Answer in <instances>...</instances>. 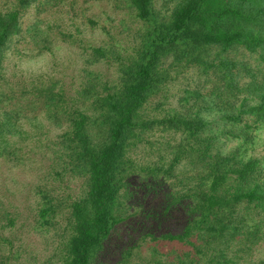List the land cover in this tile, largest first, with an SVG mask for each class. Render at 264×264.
Here are the masks:
<instances>
[{
	"label": "trees",
	"instance_id": "16d2710c",
	"mask_svg": "<svg viewBox=\"0 0 264 264\" xmlns=\"http://www.w3.org/2000/svg\"><path fill=\"white\" fill-rule=\"evenodd\" d=\"M117 1L129 21L121 19L126 45L106 28L98 43L84 37L82 25L104 27L78 0L6 1L0 10V157L20 164L22 147L2 139L39 135L21 121L42 115L59 130L36 140L50 152L52 176L83 179L74 196L35 186V220L53 233L52 257L59 264H264L261 158L219 149L205 117L218 111L219 121L238 128L227 134L244 143L264 133V0ZM54 8L69 14L70 25L36 15ZM31 9L38 54L54 40L77 49L82 65L72 83L44 72L7 75L6 51L31 42L23 28ZM4 218L12 226L13 217ZM160 218L174 225L145 224ZM130 221L142 223L132 234ZM124 233L110 255L109 240Z\"/></svg>",
	"mask_w": 264,
	"mask_h": 264
},
{
	"label": "rangeland",
	"instance_id": "374dc122",
	"mask_svg": "<svg viewBox=\"0 0 264 264\" xmlns=\"http://www.w3.org/2000/svg\"><path fill=\"white\" fill-rule=\"evenodd\" d=\"M6 1L9 4L14 2V0H0V10L3 9ZM78 4L85 8V13L96 20L99 26L104 27L101 32L99 29L92 31L82 25L84 37L90 40L95 39L98 43L104 39L103 35L106 28L112 33L118 32V38L123 45L128 43L126 32L121 30L123 23L121 19L125 23H129V21H127L126 10L121 7L120 2L117 0H89L83 3V0H78ZM64 11L63 8H54L52 11L36 15L45 18L49 24L56 21L58 24L64 22L70 25L69 14H65ZM36 15L34 9H31L24 18L23 28L27 30L26 35L31 33V42H17L16 45L11 46L6 51L4 68L7 75L19 76L20 74L44 72L63 78L68 84L72 83L74 75L82 65L77 49L61 41H57L54 46L56 41L54 40L50 50H44L43 53L38 54L34 47L37 33L35 30L31 32ZM30 37L27 36L26 39H30ZM98 68L103 73H111L112 71L107 69L106 65ZM219 115L218 111L212 110L207 112L205 116L206 120L210 122L208 133L217 135L215 142L219 149L224 151L238 150L247 158L250 155L258 156L261 158V166L264 168V133L255 135L252 142L244 143L239 138L227 134L226 131H236L238 128L219 121ZM41 116L38 115L37 119L21 121L26 129L36 126L32 128V131H41L39 135L26 138L24 141L20 140V143H18L20 138H16V136L10 138L4 136L2 139L3 144L14 143L16 146L22 147L20 152L22 161L20 164L14 165L12 161L0 157V239L1 237H8L11 240L0 242V259L4 258L0 264H59L56 258L52 257L55 245L53 233L46 232L43 228L37 227L36 224L35 209L40 196L37 194L35 186L40 184L54 195L68 194L73 196L78 194L82 187L83 179L80 177L64 175L55 179L52 176L54 164L50 152L45 144L41 145V142L36 140L38 138L45 141L52 139L59 130L51 121ZM34 144L36 146H33ZM6 215L13 217L12 226L6 224L4 218ZM145 224L153 230L159 229V227L160 230L169 229L174 225L166 222L163 218ZM138 225L135 221L134 223L130 221L127 225L129 234H132L131 228ZM136 233H140V230H137ZM127 236L128 234L124 233L122 237H112L107 244V252L113 256L118 254ZM145 247H143L142 254L147 251ZM258 257H264V246L258 250ZM136 261L138 260L136 259Z\"/></svg>",
	"mask_w": 264,
	"mask_h": 264
}]
</instances>
